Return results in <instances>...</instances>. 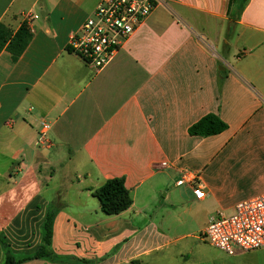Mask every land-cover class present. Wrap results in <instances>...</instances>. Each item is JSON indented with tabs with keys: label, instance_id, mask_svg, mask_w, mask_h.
<instances>
[{
	"label": "crops",
	"instance_id": "1",
	"mask_svg": "<svg viewBox=\"0 0 264 264\" xmlns=\"http://www.w3.org/2000/svg\"><path fill=\"white\" fill-rule=\"evenodd\" d=\"M101 1L0 0V24L32 32L17 61L0 53V237L31 257L55 214V258L21 264H159L197 237L177 230L205 241L212 218L264 195V0L235 22L230 0H167L97 71L69 42ZM211 114L228 129L191 136ZM113 178L133 204L107 216L95 192ZM225 255L264 264V249Z\"/></svg>",
	"mask_w": 264,
	"mask_h": 264
},
{
	"label": "built area",
	"instance_id": "2",
	"mask_svg": "<svg viewBox=\"0 0 264 264\" xmlns=\"http://www.w3.org/2000/svg\"><path fill=\"white\" fill-rule=\"evenodd\" d=\"M165 1L102 0L80 30L71 36L70 51L86 65L97 71L103 70L114 60L126 41ZM49 129L50 126L43 122V139ZM193 193L198 200L205 197L200 186H194ZM201 237L229 256L237 252L264 249V195L238 203L231 215H216L209 221Z\"/></svg>",
	"mask_w": 264,
	"mask_h": 264
},
{
	"label": "trees",
	"instance_id": "3",
	"mask_svg": "<svg viewBox=\"0 0 264 264\" xmlns=\"http://www.w3.org/2000/svg\"><path fill=\"white\" fill-rule=\"evenodd\" d=\"M248 0H230L229 11L230 17L235 22L239 19ZM32 40V32L29 22L25 20L20 28L13 33L4 24H0V53L7 51L12 55L13 61H17L25 52ZM228 129V125L224 123L216 115H207L189 129L191 136L210 137L221 134ZM95 196L101 204V211L107 216L119 215L128 210L133 201L125 187L123 178H113L105 182L96 192ZM55 214L48 213L43 223L44 238L40 249L31 257L22 260H16L9 249L5 236L0 237V244L5 252L4 264H21L33 259H54L55 257L49 252L53 237V221Z\"/></svg>",
	"mask_w": 264,
	"mask_h": 264
},
{
	"label": "rangeland",
	"instance_id": "4",
	"mask_svg": "<svg viewBox=\"0 0 264 264\" xmlns=\"http://www.w3.org/2000/svg\"><path fill=\"white\" fill-rule=\"evenodd\" d=\"M232 213L233 211L224 212L223 214L231 215ZM177 231L178 233H191V235H197V237L192 236L171 244L163 252V260L159 264H230V259L225 253L202 241L193 228ZM15 259L18 260L19 257L15 256ZM132 264L139 263L133 262Z\"/></svg>",
	"mask_w": 264,
	"mask_h": 264
},
{
	"label": "water",
	"instance_id": "5",
	"mask_svg": "<svg viewBox=\"0 0 264 264\" xmlns=\"http://www.w3.org/2000/svg\"><path fill=\"white\" fill-rule=\"evenodd\" d=\"M233 25H234V22H233Z\"/></svg>",
	"mask_w": 264,
	"mask_h": 264
}]
</instances>
